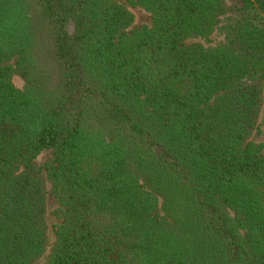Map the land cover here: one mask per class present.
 Here are the masks:
<instances>
[{
  "label": "trees",
  "instance_id": "16d2710c",
  "mask_svg": "<svg viewBox=\"0 0 264 264\" xmlns=\"http://www.w3.org/2000/svg\"><path fill=\"white\" fill-rule=\"evenodd\" d=\"M126 1L0 0V264H264V0Z\"/></svg>",
  "mask_w": 264,
  "mask_h": 264
},
{
  "label": "rangeland",
  "instance_id": "374dc122",
  "mask_svg": "<svg viewBox=\"0 0 264 264\" xmlns=\"http://www.w3.org/2000/svg\"><path fill=\"white\" fill-rule=\"evenodd\" d=\"M118 3L125 5L135 16V23L132 29L141 28L143 26L151 27L153 25L152 16L147 12L143 11L138 7H133L128 4L126 0H116ZM224 36L220 32H216L212 37L210 42H205L204 40L200 39H193L191 43H202L205 47L215 46L219 42L223 40ZM14 84L18 89H23L24 83L18 77H14ZM264 98V93H263ZM257 129L255 130L254 134L252 135L251 141L256 144H264V103L261 109V114L259 116L257 122ZM52 151L48 150L43 152L37 159L36 162L39 167L42 168L43 172L46 174V167L52 161ZM47 189H48V199H47V208H48V217H47V224H48V233L51 242L53 243L55 240V229L61 223L60 218L58 217V210H59V202L57 199L52 195V182L47 180ZM47 259V254L44 258H42L37 264H42Z\"/></svg>",
  "mask_w": 264,
  "mask_h": 264
}]
</instances>
